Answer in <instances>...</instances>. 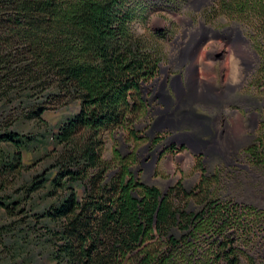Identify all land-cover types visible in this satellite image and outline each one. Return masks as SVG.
Wrapping results in <instances>:
<instances>
[{
  "label": "trees",
  "instance_id": "16d2710c",
  "mask_svg": "<svg viewBox=\"0 0 264 264\" xmlns=\"http://www.w3.org/2000/svg\"><path fill=\"white\" fill-rule=\"evenodd\" d=\"M187 2L0 0V187L18 189L0 206L12 215L25 204L37 221L15 220L3 232L9 244L26 248L33 235L53 264H264V210L224 198L208 178L163 191L127 160L112 175L104 157L108 133L137 134L144 87L167 56L139 27ZM214 7L249 29L263 83L264 0ZM72 107L79 111L56 129L44 122ZM257 159L264 164V154ZM40 160L43 171L26 177Z\"/></svg>",
  "mask_w": 264,
  "mask_h": 264
},
{
  "label": "rangeland",
  "instance_id": "374dc122",
  "mask_svg": "<svg viewBox=\"0 0 264 264\" xmlns=\"http://www.w3.org/2000/svg\"><path fill=\"white\" fill-rule=\"evenodd\" d=\"M217 1L219 0H190L185 7L156 11L150 14L149 24L139 27V33L154 37L159 45L164 47L167 56L163 65L168 64L170 57H190L189 60L195 57L199 80L205 89L228 87L237 91L243 90L263 105L264 82H259L257 75L261 57L256 51L250 31L240 22L230 18L221 7L211 9ZM202 25H207L211 31L204 33ZM193 34H196L195 39H189ZM201 62L208 66L207 70L202 68ZM227 91L232 95L230 90ZM219 95L224 103L234 101L232 96L223 98L222 92ZM244 110L243 107L233 109L237 113L230 120L227 133L221 139L222 147L227 151L225 156L199 157L193 148L176 143L174 149L168 148L162 155L160 151L156 154L157 167L153 171L139 170L142 157L137 165L133 166V170L144 183L157 186L163 191L179 183H183L188 189H194L208 178L213 181L214 189L224 198L235 199L239 203L264 210V164L257 159L264 154V116L261 118L263 121L256 126L248 122L250 117H247L249 114ZM78 111V107L49 111L43 119L51 129H56ZM147 111L145 107L144 115L140 117L144 119ZM26 124L27 131L31 128L38 133L46 131L36 123ZM140 126L134 135L120 131L107 134L104 157L114 167L112 175L117 174L121 160L130 162L128 159L134 147L143 149L148 145V139L139 144L135 143V139L140 137ZM162 131L169 133L171 130L163 128ZM128 144L134 147H126ZM250 147L256 150L253 155L243 153ZM236 152H239V155L236 156ZM30 161V155H26V162ZM40 163L42 164L28 168L26 177L42 172V167L48 162L40 160ZM9 181L13 183V176ZM17 193L15 186L10 185L5 191L0 187L1 203H12L17 198ZM3 208L0 206V264H53L48 256L49 248L45 245L37 246L38 239L33 235L26 236L25 248L20 247L15 240L9 244L8 236L3 233L15 226V220L21 219L28 223L33 221L37 224L33 214L31 218H26L29 215L24 212L27 205L22 204L17 214L15 205H12V215H6Z\"/></svg>",
  "mask_w": 264,
  "mask_h": 264
},
{
  "label": "flooded vegetation",
  "instance_id": "af4514ba",
  "mask_svg": "<svg viewBox=\"0 0 264 264\" xmlns=\"http://www.w3.org/2000/svg\"><path fill=\"white\" fill-rule=\"evenodd\" d=\"M202 31L205 33L211 30L207 25H202ZM195 37L196 34H193L189 39ZM189 58L170 57L168 64H162L158 75L144 87V102L148 111L140 124V137L135 139V143L148 139V145L143 149L133 148L130 144L126 146L133 148L128 159L130 163L137 165L143 158L139 170L153 171L157 167L156 154L160 151L162 155L165 149H174L176 143L193 148L199 157L225 156L227 151L222 147L221 139L227 133L230 120L237 113L233 109L243 107L245 113L249 114L248 122L256 126L263 121L264 103L262 105L257 98L243 90L228 87L205 89L199 80L195 57ZM221 92L223 98L232 96L234 101H221ZM163 128L171 131L165 133ZM243 153L253 155L255 149L250 147ZM235 155H239V152Z\"/></svg>",
  "mask_w": 264,
  "mask_h": 264
},
{
  "label": "bare ground",
  "instance_id": "6f19581e",
  "mask_svg": "<svg viewBox=\"0 0 264 264\" xmlns=\"http://www.w3.org/2000/svg\"><path fill=\"white\" fill-rule=\"evenodd\" d=\"M197 64V63H196ZM201 66L203 69L207 70L208 69V66L204 64V62H201Z\"/></svg>",
  "mask_w": 264,
  "mask_h": 264
},
{
  "label": "water",
  "instance_id": "95a60500",
  "mask_svg": "<svg viewBox=\"0 0 264 264\" xmlns=\"http://www.w3.org/2000/svg\"><path fill=\"white\" fill-rule=\"evenodd\" d=\"M187 54V53H186Z\"/></svg>",
  "mask_w": 264,
  "mask_h": 264
}]
</instances>
